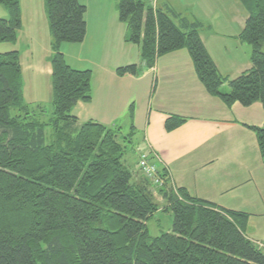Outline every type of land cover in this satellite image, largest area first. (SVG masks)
Listing matches in <instances>:
<instances>
[{"label": "trees", "instance_id": "trees-1", "mask_svg": "<svg viewBox=\"0 0 264 264\" xmlns=\"http://www.w3.org/2000/svg\"><path fill=\"white\" fill-rule=\"evenodd\" d=\"M239 1L247 14L239 38L250 46L251 67L234 78L217 72L196 24L182 30L145 0H117V7L125 40L139 47L145 66L185 48L206 92L227 106L259 101L264 109V0ZM44 3L52 37L51 111L25 101L18 50L0 52V264H264V245L245 233L248 213L172 186L158 157L143 153L164 179L160 208L154 181L139 167L142 153L137 180L125 165L128 134L116 125L79 122L72 111L78 101H91V72L71 68L60 45L83 41L85 7L78 0ZM0 5L8 14L0 18V43H15L20 0ZM138 72L136 64L116 69L119 76ZM183 122L169 116L165 130ZM246 127L264 163V122ZM157 212L171 213L172 226L151 236L147 221Z\"/></svg>", "mask_w": 264, "mask_h": 264}, {"label": "crops", "instance_id": "crops-1", "mask_svg": "<svg viewBox=\"0 0 264 264\" xmlns=\"http://www.w3.org/2000/svg\"><path fill=\"white\" fill-rule=\"evenodd\" d=\"M145 1L167 13L182 30L196 24L199 37L221 76L234 78L251 67L250 46L239 38L247 17L239 0ZM78 2L85 7V37L80 43H61L60 51L71 68L91 72V101H78L72 111L79 122L93 120L120 126L122 134L128 136L142 134L140 143L128 147L129 153L136 154L137 159L139 153L155 154L159 158L158 167H163L169 176V184L185 188L192 196L249 216L254 215L244 209H256V203L264 209V163L256 135L246 127L263 124L262 103L256 101L243 106L235 102L227 106L206 92L185 48L158 57L153 67L145 66L139 47L125 40L127 25L119 20L117 0ZM23 7L29 15L34 12V16L42 17L47 53L35 54L31 63L25 62L18 50V40L0 43V52L18 50L23 96L44 107L42 100L46 98L50 103L52 94V37L45 3L20 0L21 20ZM33 25L30 18L26 29ZM22 27L23 20L18 37ZM23 39L28 40V35L23 34ZM129 64L138 66L137 75H117L118 67ZM221 90H229L227 82ZM172 115L183 118L184 122L166 131L165 120ZM131 171L133 180L141 176L137 160ZM152 191L155 194L153 187ZM161 200L164 201L162 196ZM248 231L249 234L245 233L250 239L264 245L261 242L264 223L258 227L251 225Z\"/></svg>", "mask_w": 264, "mask_h": 264}, {"label": "rangeland", "instance_id": "rangeland-1", "mask_svg": "<svg viewBox=\"0 0 264 264\" xmlns=\"http://www.w3.org/2000/svg\"><path fill=\"white\" fill-rule=\"evenodd\" d=\"M24 14H23V27L22 31L19 33L18 37V50L22 52L21 54V59L24 60L25 62H30L33 60V56L35 54H40L42 53L44 56L47 53V47H45V42L47 43L46 40H44V37L46 36V27L43 25V19L41 16L37 17L34 16L33 14L29 15L27 11H25V7H23ZM4 16V17H2ZM7 17V11L5 7L0 5V18H6ZM32 18L34 21V25L32 28L26 29V27L29 25V19ZM23 32V33H22ZM23 34L28 35V40L23 39ZM22 38V39H20ZM26 43H28L26 47ZM26 95H29L28 92L25 93ZM25 95V96H26ZM27 98V99H26ZM24 97L26 102H30L33 104L31 101V98L28 96ZM40 98V97H39ZM43 105L45 109L51 111V104L49 103V100L44 98L43 100ZM125 133V132H124ZM131 136V143L129 142V146L131 147V144H134L135 142L140 143L142 134H130ZM133 146V145H132ZM135 146V145H134ZM127 155V156H126ZM124 159H125V165L130 169H134L136 166V160H137V155L134 153H129L126 154ZM154 184V183H153ZM155 185V186H154ZM153 188L155 190V194H153L156 197V202L157 205H159L160 208L165 204L164 201L161 200V194L158 192L160 185L154 184ZM157 193L159 195H157ZM244 210H247L248 212H251L254 216H249L247 224H246V229L245 232L249 234V227L252 226H260L264 223V209L263 206L259 203H256V209H249L246 208ZM172 214L171 213H165V212H157L153 214V216L147 221V229L148 232L151 236H158L162 232H167L171 230L172 226ZM261 242L264 243V239H261Z\"/></svg>", "mask_w": 264, "mask_h": 264}, {"label": "built area", "instance_id": "built-area-1", "mask_svg": "<svg viewBox=\"0 0 264 264\" xmlns=\"http://www.w3.org/2000/svg\"><path fill=\"white\" fill-rule=\"evenodd\" d=\"M157 158V157H156ZM159 161V158H157ZM139 167L142 169L144 174L151 178L155 184L162 185L163 184V177L157 173L156 165L150 163L147 156L145 154H140L139 157Z\"/></svg>", "mask_w": 264, "mask_h": 264}]
</instances>
